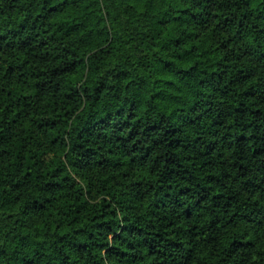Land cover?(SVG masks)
Returning <instances> with one entry per match:
<instances>
[{"label":"clouds","instance_id":"obj_1","mask_svg":"<svg viewBox=\"0 0 264 264\" xmlns=\"http://www.w3.org/2000/svg\"><path fill=\"white\" fill-rule=\"evenodd\" d=\"M0 264H264V0H0Z\"/></svg>","mask_w":264,"mask_h":264}]
</instances>
